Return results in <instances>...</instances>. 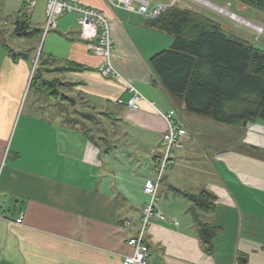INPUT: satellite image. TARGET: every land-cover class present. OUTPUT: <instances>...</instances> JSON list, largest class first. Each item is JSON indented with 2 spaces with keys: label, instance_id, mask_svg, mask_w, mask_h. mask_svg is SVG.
<instances>
[{
  "label": "crops",
  "instance_id": "crops-1",
  "mask_svg": "<svg viewBox=\"0 0 264 264\" xmlns=\"http://www.w3.org/2000/svg\"><path fill=\"white\" fill-rule=\"evenodd\" d=\"M25 1L29 4L0 0V25L12 29L21 13L31 28L41 30L47 0H35L32 9ZM79 2L109 20L111 63L145 100L138 110L127 107L130 94L99 72L102 59L80 39L73 13L58 18L59 40L51 36L42 56L49 69L68 63L85 68L48 74L69 84L59 90L74 98L75 106L67 109L66 102L38 90H32L37 99L24 100L41 34L26 39V48L8 47L1 54L0 264H123L132 254L126 239L136 232L148 202L145 181L153 177L162 152L167 124L160 114L172 109L187 136L180 138L159 190L164 219L153 218L145 231L147 264H264V121L227 125L186 113L167 96L149 65L153 55L171 47L173 36L106 0ZM259 19L263 26L248 22L264 34V17ZM56 40L61 53L52 47ZM261 44L255 47L264 50ZM10 49L25 57L14 61ZM83 109L92 121L80 117ZM201 192L215 197L212 211L188 198ZM200 224L215 231L210 250Z\"/></svg>",
  "mask_w": 264,
  "mask_h": 264
},
{
  "label": "trees",
  "instance_id": "trees-1",
  "mask_svg": "<svg viewBox=\"0 0 264 264\" xmlns=\"http://www.w3.org/2000/svg\"><path fill=\"white\" fill-rule=\"evenodd\" d=\"M235 1L264 13V0ZM25 4L29 6L28 1ZM19 15L12 28L15 36L31 39L42 34V30L30 27L26 14ZM148 26L174 38L170 48L149 59V65L167 96L183 111L227 125L246 126L264 121V50L228 34L211 19L176 6L150 20ZM9 53L14 61L26 54L11 49ZM42 54L39 52L29 90L42 91L50 99L75 106L76 100L59 90L69 84L49 78L48 74L85 68L68 63L49 69ZM79 115L86 121L94 118L84 109ZM158 161L156 157V165ZM188 198L204 211L215 208V197L206 192ZM199 233L210 250L215 231L200 224Z\"/></svg>",
  "mask_w": 264,
  "mask_h": 264
},
{
  "label": "built area",
  "instance_id": "built-area-1",
  "mask_svg": "<svg viewBox=\"0 0 264 264\" xmlns=\"http://www.w3.org/2000/svg\"><path fill=\"white\" fill-rule=\"evenodd\" d=\"M106 1L114 8L125 10L148 20L156 19L176 4L175 0L158 4H150L146 0ZM34 4L35 0H29V9H32ZM215 9L227 14L232 19L239 20L234 14L225 12L221 8L215 7ZM71 13L76 15L79 36L85 43L87 50L93 56L102 59L98 67L99 72L118 81L123 86V91L130 94L125 103L127 107L132 110H138L145 99L129 81L125 80L117 72L111 63L114 45L110 35L109 20L101 10L83 6L79 0H47L44 15V33L56 28V22L60 16ZM241 22L255 29L258 33H263V29L260 26L246 21ZM116 102L123 104V101L119 98ZM160 115L167 124L166 131L161 135L162 152L159 155L157 165L153 169V177L145 181L143 192L148 196V202L143 207L136 232L126 239V244L132 249V254L123 258V264H147L149 250L144 241L145 231L153 218L164 219V214L159 209V190L163 177L172 164L173 152L180 147V138L187 136V131L183 123L178 119L175 110L172 109L166 114ZM20 221L17 220L16 222L20 223Z\"/></svg>",
  "mask_w": 264,
  "mask_h": 264
},
{
  "label": "rangeland",
  "instance_id": "rangeland-1",
  "mask_svg": "<svg viewBox=\"0 0 264 264\" xmlns=\"http://www.w3.org/2000/svg\"><path fill=\"white\" fill-rule=\"evenodd\" d=\"M203 1H206L209 4H206V2H203ZM203 1L201 0H175V3H176L175 5L178 8L187 9V10L193 11L195 13L201 14L211 19L212 21L219 24V26L228 34H231L233 36L236 35L240 38L246 39L252 44H254L255 46H258V47L262 46L261 43L264 42V34L262 32L258 33L255 29L249 26H246L240 20L232 19L227 14L219 12L213 6L222 8L226 10L228 13L234 14L235 16L239 18H243V20H247V22L249 21L253 24H259L261 26H263V23L261 22L259 17L261 16L264 17V13L257 11L250 7L248 11H245V12L239 11L236 7L237 5H235L237 4L235 0H231V2L235 3L232 6H228L225 3L226 0H203ZM161 2L168 3L169 0H162ZM40 28H42L41 29L42 34L38 38L39 40H36L38 44L37 52H36L37 55L39 54V51L45 53L46 50L49 49L50 46H49L48 39H50L51 36H54L55 38H58L59 40V31L54 29V30L49 31L48 33H44V25H41ZM0 29H1L0 30V56L1 54L6 53L8 47L14 50H21V49L26 48L27 45L29 44L26 39H21L15 36L12 33V29L9 26L1 24ZM51 34H54V35H51ZM170 46L171 44L168 47ZM52 47L57 53H61L63 51L61 44L57 40L53 43ZM50 68H56V67L52 65L50 66ZM27 92L28 91L25 92L24 100L26 99L27 102H32L35 99H37L35 98V94H33L35 92H33L32 90H30L28 93ZM55 101L60 102L58 100H55ZM65 108L69 109L70 106L67 105ZM60 110L63 111V107ZM147 164L149 165V161H146V165Z\"/></svg>",
  "mask_w": 264,
  "mask_h": 264
},
{
  "label": "bare ground",
  "instance_id": "bare-ground-1",
  "mask_svg": "<svg viewBox=\"0 0 264 264\" xmlns=\"http://www.w3.org/2000/svg\"><path fill=\"white\" fill-rule=\"evenodd\" d=\"M207 4V3H206Z\"/></svg>",
  "mask_w": 264,
  "mask_h": 264
}]
</instances>
